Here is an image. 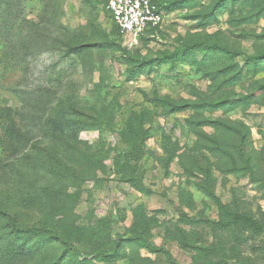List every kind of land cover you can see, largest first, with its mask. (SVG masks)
Returning a JSON list of instances; mask_svg holds the SVG:
<instances>
[{"label": "rangeland", "instance_id": "1", "mask_svg": "<svg viewBox=\"0 0 264 264\" xmlns=\"http://www.w3.org/2000/svg\"><path fill=\"white\" fill-rule=\"evenodd\" d=\"M163 1V25L128 51L105 0H25L36 27L12 52L0 37V234L58 228L88 264H264V230L232 218L264 229V58L245 60L264 53V0ZM58 113L85 128L71 147ZM65 154L57 183L78 198L63 215L26 193ZM30 248V264H71L58 240Z\"/></svg>", "mask_w": 264, "mask_h": 264}, {"label": "trees", "instance_id": "2", "mask_svg": "<svg viewBox=\"0 0 264 264\" xmlns=\"http://www.w3.org/2000/svg\"><path fill=\"white\" fill-rule=\"evenodd\" d=\"M106 2V0H105ZM159 7L167 12V3L163 0L157 1ZM107 5V2H106ZM25 0H0V37L4 42L5 48H8V52H12L14 47L13 40L16 37H22L23 33H20L22 28H28V25L31 24L30 21L26 20L24 13ZM112 17V16H111ZM33 28L36 26L31 24ZM117 27V26H116ZM118 29V28H117ZM158 29V28H156ZM156 29L149 31L147 34H152ZM32 31H29L31 33ZM38 33V32H37ZM118 33L120 36V32L118 29ZM146 34V35H147ZM18 35V36H17ZM145 35V36H146ZM144 36V37H145ZM143 37V38H144ZM121 38V36H120ZM142 38V41H143ZM141 41V44H142ZM123 43V42H122ZM124 45V44H122ZM124 47V46H123ZM199 47L204 49H214L220 50L224 53L231 54L234 57L239 56L238 53H233L230 50L223 48L220 45H204L201 44ZM68 48H70L68 46ZM71 49V48H70ZM125 50H127L124 47ZM193 47H179L176 51L170 54L167 60L177 61L183 59L188 51L192 50ZM74 54H78L80 52V48L73 47L72 48ZM125 58L128 57V54L125 53ZM264 58V53H260L255 56H246L245 60L258 65L260 60ZM64 103V100L61 104ZM55 122L51 124V130L55 133H58L65 141L66 144L71 147L73 144L78 143L80 139V133L85 130V128L81 127L78 123L67 119L66 114L58 113L55 118ZM55 124V125H54ZM6 125V124H5ZM8 126V125H6ZM10 132L14 130L11 129L12 126H8ZM7 127V128H8ZM63 155V154H62ZM73 157H75V153H72ZM90 162H95L96 155L93 153L92 155H88ZM85 157L84 159L88 158ZM130 154H126L124 158L126 160H130ZM68 155H64V157L60 158L58 155H51V159H49L48 163H46V168L48 169V173L51 176L52 183L47 185H32L28 187L26 193V199L30 200L31 196L37 195L39 202L42 205H52V209H60L61 214L64 215L66 205L69 202L76 203L78 195L77 194H68L64 195L63 190L61 189V183H57V178L62 176H67V173L71 171L70 165L68 163ZM74 160V159H72ZM83 160V159H82ZM85 181L89 180L88 178L84 179ZM78 187V185H75ZM217 202L221 205V212L223 215H228L225 206L221 203L219 199H216ZM66 214V212H65ZM0 212V218H1ZM234 218V222L240 223L251 228L255 227V232L257 234L263 232L262 225L254 220L251 216L246 214H234L232 215ZM67 227H65L66 229ZM9 233L0 234V243L5 242L6 245L0 244V264H15L17 261L30 264V262L34 259V252L30 248V244L34 238V236H47L52 240L60 241L65 247H70L68 253L67 262L71 264H88L87 261H80L75 253L72 251L74 247L69 244L68 239L65 237L66 233H60L58 228H49V229H41L38 227L26 228L19 224H12L10 227ZM34 235V236H33ZM7 237V238H6ZM20 242H18V241ZM138 241L142 245V247L148 248L152 252H162L164 249H159L158 247L148 243L145 239L139 238ZM15 242H18L17 245ZM165 254L171 260V255L169 252H165ZM172 264H177L175 261H172Z\"/></svg>", "mask_w": 264, "mask_h": 264}, {"label": "built area", "instance_id": "3", "mask_svg": "<svg viewBox=\"0 0 264 264\" xmlns=\"http://www.w3.org/2000/svg\"><path fill=\"white\" fill-rule=\"evenodd\" d=\"M158 0H106L112 19L129 51L141 45L142 38L165 21Z\"/></svg>", "mask_w": 264, "mask_h": 264}]
</instances>
